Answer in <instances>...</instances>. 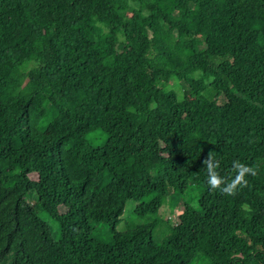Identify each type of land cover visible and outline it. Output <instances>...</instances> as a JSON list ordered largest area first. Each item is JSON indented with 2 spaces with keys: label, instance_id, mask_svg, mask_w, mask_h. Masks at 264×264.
I'll list each match as a JSON object with an SVG mask.
<instances>
[{
  "label": "trees",
  "instance_id": "1",
  "mask_svg": "<svg viewBox=\"0 0 264 264\" xmlns=\"http://www.w3.org/2000/svg\"><path fill=\"white\" fill-rule=\"evenodd\" d=\"M0 264H264V0H0Z\"/></svg>",
  "mask_w": 264,
  "mask_h": 264
},
{
  "label": "clouds",
  "instance_id": "2",
  "mask_svg": "<svg viewBox=\"0 0 264 264\" xmlns=\"http://www.w3.org/2000/svg\"><path fill=\"white\" fill-rule=\"evenodd\" d=\"M203 167L207 173V184L210 189L215 192L219 190L222 194L234 196L237 191L248 186V175L255 176L257 174L256 169L239 160H235L232 163V172L235 173L234 177L226 180L220 175L218 169L220 168V162L216 159L213 151L208 152L207 156L202 161Z\"/></svg>",
  "mask_w": 264,
  "mask_h": 264
},
{
  "label": "rangeland",
  "instance_id": "3",
  "mask_svg": "<svg viewBox=\"0 0 264 264\" xmlns=\"http://www.w3.org/2000/svg\"><path fill=\"white\" fill-rule=\"evenodd\" d=\"M119 38H121V36L119 35ZM172 83H171V81H169L168 82V86L169 85H171ZM186 84H184L183 86H185ZM183 86H181V85H174V88L177 90V91H180V89L183 87ZM99 121H100V119L97 117L95 120H94V122L86 129L87 131L88 130H91V129H93V128H95L97 125H98V123H99ZM94 136V135H93ZM101 139V138H100ZM100 139H94V141L95 142H98ZM32 176V175H31ZM33 194V193H32ZM26 198H27V195H26ZM183 200H181V202H182ZM30 202H31V200H30ZM188 203H189V205H191V206H196L195 205V203H196V194H194V195H192V194H190V197H189V199H188ZM134 205H135V202L134 201H132V200H126L125 201V204H124V208H123V211H122V214H121V217L122 218H126V217H128L130 214H131V211H132V209H133V207H134ZM170 212V210L165 206V204L163 203V207L161 208V210H160V212H159V217L161 218V219H169L168 217H171L172 219H169L170 221H171V224H170V226H169V229H174V227H175V225H174V218L175 217H173V215L171 214V216H169V213ZM175 212H176V210H175ZM49 219H46V222L48 223V224H50L49 223ZM124 228H125V225L124 224H118V225H116V227H115V229L116 230H118V231H121V230H124Z\"/></svg>",
  "mask_w": 264,
  "mask_h": 264
}]
</instances>
